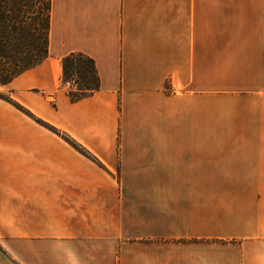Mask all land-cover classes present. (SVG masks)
I'll use <instances>...</instances> for the list:
<instances>
[{
	"label": "crops",
	"instance_id": "crops-1",
	"mask_svg": "<svg viewBox=\"0 0 264 264\" xmlns=\"http://www.w3.org/2000/svg\"><path fill=\"white\" fill-rule=\"evenodd\" d=\"M73 52L101 80L78 100ZM250 79L264 0H52L49 56L0 85L30 113L0 98V264H264L263 83L219 135Z\"/></svg>",
	"mask_w": 264,
	"mask_h": 264
},
{
	"label": "trees",
	"instance_id": "trees-1",
	"mask_svg": "<svg viewBox=\"0 0 264 264\" xmlns=\"http://www.w3.org/2000/svg\"><path fill=\"white\" fill-rule=\"evenodd\" d=\"M51 11L52 0H0V85L8 84L49 56ZM61 63L62 83H69L67 92L72 100L100 88L93 58L73 52L64 56ZM0 98L29 113L8 95L0 94Z\"/></svg>",
	"mask_w": 264,
	"mask_h": 264
},
{
	"label": "rangeland",
	"instance_id": "rangeland-1",
	"mask_svg": "<svg viewBox=\"0 0 264 264\" xmlns=\"http://www.w3.org/2000/svg\"><path fill=\"white\" fill-rule=\"evenodd\" d=\"M244 75L246 74L241 76ZM247 76L255 78L258 75L253 74ZM240 83L241 87L237 85L235 88L236 90L230 91L225 89L219 92V135H241L242 124L245 122L242 121L243 118L244 120L246 118H251L254 126L257 124L256 117L259 104L258 91L255 90V92L246 93L244 90H248L249 88H262L264 85L261 86L260 84H264V82L250 79L247 82L242 81Z\"/></svg>",
	"mask_w": 264,
	"mask_h": 264
},
{
	"label": "built area",
	"instance_id": "built-area-1",
	"mask_svg": "<svg viewBox=\"0 0 264 264\" xmlns=\"http://www.w3.org/2000/svg\"><path fill=\"white\" fill-rule=\"evenodd\" d=\"M68 86H69V83H68Z\"/></svg>",
	"mask_w": 264,
	"mask_h": 264
}]
</instances>
